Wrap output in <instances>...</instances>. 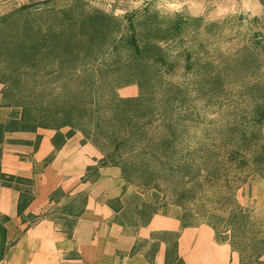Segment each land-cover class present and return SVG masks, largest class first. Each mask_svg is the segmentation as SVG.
<instances>
[{
    "label": "trees",
    "instance_id": "1",
    "mask_svg": "<svg viewBox=\"0 0 264 264\" xmlns=\"http://www.w3.org/2000/svg\"><path fill=\"white\" fill-rule=\"evenodd\" d=\"M83 4L82 0L66 4L36 0L1 14L0 79L18 92L29 119L44 126L86 127L95 140L106 139L113 148L111 155L120 157L125 172L146 168V183L152 181L154 171L145 161L139 165L126 159L123 150L135 157L143 154L157 159L170 172L188 173L193 162L174 160L171 154L177 151L185 119L200 115L196 107L188 105L189 89L210 100L222 93L228 80L213 60L195 54V45L184 47L186 27L200 23L199 18L163 13L147 5L114 15ZM197 28L195 25L193 32ZM181 59L188 71H202L192 85L168 76ZM72 80H78L81 88L66 90L65 84ZM131 84L140 89L138 95L117 92L118 87ZM247 87L254 105L226 126L224 140L246 144L248 137L260 134L263 87ZM156 115L165 128L158 136L146 129L148 120ZM258 159L264 160V155ZM233 217L236 214L229 222L234 227ZM260 243L257 241L259 248Z\"/></svg>",
    "mask_w": 264,
    "mask_h": 264
},
{
    "label": "crops",
    "instance_id": "2",
    "mask_svg": "<svg viewBox=\"0 0 264 264\" xmlns=\"http://www.w3.org/2000/svg\"><path fill=\"white\" fill-rule=\"evenodd\" d=\"M17 93L0 79V264H264L227 217L155 198L86 127L41 125Z\"/></svg>",
    "mask_w": 264,
    "mask_h": 264
},
{
    "label": "rangeland",
    "instance_id": "3",
    "mask_svg": "<svg viewBox=\"0 0 264 264\" xmlns=\"http://www.w3.org/2000/svg\"><path fill=\"white\" fill-rule=\"evenodd\" d=\"M34 1L0 0V11L7 12ZM82 1L87 9H101L114 15H124L147 5L163 13L180 12L199 18L200 23L196 21L186 27L184 47L195 45L198 48L195 54L202 60H213L228 80L222 93H216L210 100L189 89L191 104L188 105L196 107L200 115L185 119L182 125L185 130L178 138L177 151L172 152L171 158L181 162L188 160L193 162L192 166L188 173H176L161 167L157 159L143 154L135 157L123 150L122 156L139 162V165L145 161L144 164L154 171L152 181L147 183L157 193L155 198H168L171 205L201 217L219 215L229 220L236 214L232 222L235 245L252 254L258 249L263 250L264 160L258 156L261 154L263 158L264 155V123L260 134L248 137L246 144L224 140L222 136L227 125L236 122L254 105L247 86L258 84L263 87L264 94V0ZM67 2L61 0L62 4ZM195 25L198 28L193 32ZM172 50L176 53L178 47ZM183 64L181 59V64L169 72L170 79L187 83L202 72L198 69L188 71ZM81 86L78 80H72L65 84V89L78 90ZM121 87L117 88L119 94ZM135 88L138 95L140 89ZM157 116L148 120L146 129L158 136L165 128ZM100 143L109 146L106 139H101ZM208 147L213 148L214 154H210ZM134 176L139 182L145 181L148 178L146 168H137ZM258 239L260 248L256 246Z\"/></svg>",
    "mask_w": 264,
    "mask_h": 264
},
{
    "label": "water",
    "instance_id": "4",
    "mask_svg": "<svg viewBox=\"0 0 264 264\" xmlns=\"http://www.w3.org/2000/svg\"><path fill=\"white\" fill-rule=\"evenodd\" d=\"M6 243V231L5 228L0 224V260L2 258Z\"/></svg>",
    "mask_w": 264,
    "mask_h": 264
}]
</instances>
